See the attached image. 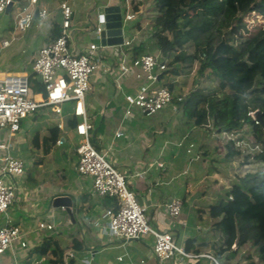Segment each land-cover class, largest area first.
Listing matches in <instances>:
<instances>
[{
    "label": "crops",
    "instance_id": "1",
    "mask_svg": "<svg viewBox=\"0 0 264 264\" xmlns=\"http://www.w3.org/2000/svg\"><path fill=\"white\" fill-rule=\"evenodd\" d=\"M59 2L60 0L25 1L24 6L33 10V13L35 9L45 8L48 15L44 18L33 17L29 27L32 29L26 37L36 46L28 50L23 46L21 53L24 55L19 51L20 46L12 47V43L18 38L14 34L9 35V30L0 27L1 75L31 76L32 61L37 50L52 39L49 17L53 15L52 17L60 22ZM71 5L73 15L69 46L73 53L83 52L90 43L101 45L95 32L100 8L119 5L123 15H134L132 19L123 21V40L130 43L102 47L99 50V65L90 76L85 105L87 118L92 124L91 141L101 150L107 151L109 160L124 173L127 186L143 206L149 224L156 230L170 231L176 243L183 245L188 237L199 235L205 229L196 221V209L210 204L205 202L207 189L215 188L213 186L217 184V173L223 172L217 165L218 162L225 164V158L217 157L219 133L208 131L207 125H191L190 120L174 109V103L152 116L144 115L137 107H133L130 114H125L126 97L133 95L145 83L144 78L135 76L136 68H132L129 73H123L121 67L123 57L126 65L132 60L127 48L133 40L147 37L141 38L139 34L142 30L135 25L137 20L143 22L142 9L131 12L128 0H71ZM18 12H14L12 30L16 29L14 22ZM25 31H28V28L23 32ZM4 41H7L6 45H3ZM156 53L158 52L150 54ZM14 59L21 61V65L25 67H10L7 62ZM160 77L161 73L158 79ZM179 77L168 79L173 93H179L176 88L179 86ZM160 84L155 83L158 86ZM34 98L40 100L43 96L36 93ZM72 105V101L64 102L61 116L53 114L50 106H45L20 121L19 130L16 132H21L22 127H29L25 135L31 156L28 162L20 158L25 164V170L15 179L16 195L8 213L11 222L25 231L27 247L22 248L15 242L13 247L0 254V264H32L34 261L45 264V259L53 257V254L39 257L31 249L50 234H56L55 237L65 245L74 233L85 244V248L78 252L67 249L63 253L65 263L69 257H74L76 264H184L179 257L158 262L152 251L154 239L151 235L124 241L108 233L103 218L105 208L100 204V196L92 192L91 178L79 174L75 169L78 160L76 147L80 137L75 127L71 128L65 123V118L73 115ZM44 108H49L50 112L45 113ZM77 120L79 121L78 117ZM59 121L64 123V134L56 126ZM53 127L59 131L56 140L62 137L61 144L50 139ZM8 136L10 138L12 134L9 133ZM190 143L194 146L188 152ZM202 143L205 145L204 149L200 147ZM7 144L9 152L19 158L11 143ZM36 155L40 157H35ZM44 155L52 156V161H46V164L48 167L50 164L54 165L53 174L56 178H50V174L49 178L40 174L43 173L41 168L44 167V161L40 159ZM231 159L232 157L228 160ZM212 165L215 168H211ZM221 174L227 177L224 173ZM57 176L59 181H55ZM203 180L206 182L204 186ZM44 184L50 188L45 192ZM220 190L217 187L215 189L218 193L225 191ZM59 195L73 197L75 205L72 207V215L65 207L53 205L55 197ZM172 197L184 199L182 212L177 218L169 216L165 211V203ZM77 202L81 205L79 212H75ZM205 216L210 219L207 207ZM39 221L52 223L54 228L38 229ZM3 223V216L0 214V226ZM120 256L123 259L119 261L117 258Z\"/></svg>",
    "mask_w": 264,
    "mask_h": 264
},
{
    "label": "trees",
    "instance_id": "2",
    "mask_svg": "<svg viewBox=\"0 0 264 264\" xmlns=\"http://www.w3.org/2000/svg\"><path fill=\"white\" fill-rule=\"evenodd\" d=\"M152 8L155 13L149 22L135 23L143 33L147 30L148 35L128 46L130 58L158 52L166 67L160 71L156 83L162 81L160 85L170 89L168 79L188 75L196 62L192 88L185 95L173 93L174 109L190 120L191 125H207L208 131L228 134L224 143L225 160L238 154L239 141L233 137L249 128L254 146L258 145L252 157L264 163V124L252 115L258 110L264 121V22L255 31L245 33L243 21L248 14L264 17V0H152ZM138 9L139 6H134V10ZM227 12L232 17L230 23L219 25V19ZM52 16L49 29L53 39L61 32L62 18L58 23L59 19ZM190 47L193 51H188ZM36 93L44 97V86L31 75L30 97L35 99ZM77 121L74 115L65 118L71 128ZM50 139L54 142L56 137ZM35 141L37 144L36 137ZM93 145L101 151L94 141ZM200 147L204 149V143ZM218 197L215 203L206 206L209 222L204 217L206 207L196 209V221L205 229L185 240L183 248L192 256L186 257L184 264H215V261L231 264L247 243L255 250L257 264H264V171L236 178ZM99 198L104 208L116 210L119 206L114 197ZM181 200L184 202L182 197ZM80 206L77 202L75 212L81 210ZM55 235L46 236L31 251L39 257L53 254L45 259V264H76L74 257L65 263L63 253L67 249L82 251L85 244L75 233L65 245ZM240 260L243 261L236 264H253L249 254Z\"/></svg>",
    "mask_w": 264,
    "mask_h": 264
},
{
    "label": "built area",
    "instance_id": "3",
    "mask_svg": "<svg viewBox=\"0 0 264 264\" xmlns=\"http://www.w3.org/2000/svg\"><path fill=\"white\" fill-rule=\"evenodd\" d=\"M36 0H30L35 2ZM10 3V0H0V13ZM61 32L46 44L41 46L32 61L31 75L36 77L44 86L45 96L40 100L30 97V76L27 74H0V128L6 127L10 134L19 130L20 121L41 107L50 106L53 114L62 115V104L72 101V114L79 118L75 131L79 135L76 147L78 160L75 169L79 174L89 176L92 181V192L98 196L114 197L119 202L116 210L105 208L103 218L108 233L124 241L140 239L144 236L153 237L152 251L158 262H166L173 257L185 261L192 256L173 239L168 230H156L148 222L143 206L139 203L135 193L128 188L124 173L119 171L109 160L107 151H99L93 145L90 136L92 124L87 118L85 97L90 88V76L100 62L99 50L104 47L90 43L81 53H73L69 46V36L73 9L71 0H60ZM48 15L45 8L39 9L37 16L44 18ZM133 13L123 15V20H130ZM33 21V10L22 7L15 17V28L24 31ZM99 39L100 29L95 27ZM129 41L121 45H128ZM7 41L3 42L6 45ZM122 72L129 73L136 68L135 76L144 78L141 85L133 95L126 97L125 114H130L133 107H137L144 115L152 116L172 103L173 92L166 85H155L160 71L166 67V61L160 55L143 54L130 61L127 65L122 59ZM181 100V96L176 97ZM253 115V113H252ZM56 126L62 134L66 132L63 121ZM62 137L56 140L61 144ZM193 144H189L190 152ZM258 149V145L254 146ZM0 214L4 223L0 226V254L13 247L15 242L22 248L27 247L25 231L10 220L8 209L16 195L15 179L25 170L24 162L9 152V145L0 140ZM183 208V202L178 197H172L165 203V211L171 217L177 218ZM38 229L52 230L54 225L49 222L39 221ZM206 256H210L206 254ZM119 261L122 256L117 258ZM143 262V261H141ZM32 264H41L34 261ZM215 264H218L215 261Z\"/></svg>",
    "mask_w": 264,
    "mask_h": 264
},
{
    "label": "rangeland",
    "instance_id": "4",
    "mask_svg": "<svg viewBox=\"0 0 264 264\" xmlns=\"http://www.w3.org/2000/svg\"><path fill=\"white\" fill-rule=\"evenodd\" d=\"M26 0H21L19 2H15L13 4V8L10 14H6L5 12L0 13V27H4V29L6 31L9 30V35L14 34L15 37H17L18 39L15 40L12 43V47H17L20 46L19 51L21 53L23 46H25V48L28 50L30 48H34V46H36L33 42H30L28 40V38L26 36H28L29 34H27L28 32L31 31L30 28H28V31H19V30H12V26H13V15L14 12H18V10H20L25 3ZM128 6H129V10L131 12H134V6H139L140 9H142V17H143V23L149 22L150 19L152 18V16L154 15V10L152 8V0H128ZM56 11H58V8L56 9ZM231 15L227 12L225 13L218 21L219 25H227L230 23L231 21ZM243 21L245 22V33H251L253 31H255L262 22H264V17H261L259 14H248L243 18ZM141 34H139V36L141 38H144L145 36L148 35V31L145 30V32H140ZM12 36V35H11ZM188 51H193V48L190 47L188 48ZM21 55H24L23 53H21ZM7 63H10L9 66L10 67H25V65H21L22 62L14 59V60H10ZM197 66V63L194 62L192 68L190 69V73L188 75H181L178 79H179V86L176 87L179 90V94L185 95L191 88H192V79L194 76V70L195 67ZM24 73L26 71H23ZM27 73V72H26ZM28 75V74H27ZM175 88V89H176ZM172 89V88H171ZM176 89V90H177ZM175 93H178L175 91ZM40 110V109H39ZM44 112L45 113H49V108H44ZM45 126V125H42ZM44 128V127H42ZM29 127L28 128H24L22 127V129L20 130L21 132H15L12 134V136L9 138V131L8 128L3 127L0 128V140L4 143H11L10 145H12V149L13 151L16 153V155L25 160V162H28L30 156H31V151L29 150V148L27 147V137H26V133H28ZM21 133V134H20ZM59 135V131L56 127L52 128V135L51 137H57ZM228 134L226 133H219V138H218V150H217V157L220 159H222L224 157V153L226 152L225 147H224V143L225 141L228 140L227 138ZM229 137V136H228ZM234 141H239L238 146H236L237 150H238V154L232 156L231 160H225L223 164L222 162H218L217 165L218 167L221 169V173H224L225 175H227V177H224V175H222L221 173H217V178H215V188H211V189H207V192L205 194L206 196V203H210L213 204L218 200V195L215 191L216 187L220 190V187H222L221 190H227L230 188L231 182L232 181H236V178H239L243 175H245L246 173H254V172H260V171H264V163H261L259 161H255L254 157H252V155L254 153L257 152L258 149H256L254 147V140L253 137L250 134V130L249 128H244V130L242 132H239L238 134H236V136L233 137ZM4 150H0V154H4ZM35 157H40L39 155H36ZM52 156H43L40 160L43 162L44 161V167L41 168V171L43 173H40L41 175L47 176L48 174L51 175L50 178L55 177L54 176V165L50 164L51 166H47V163H49L50 161H52ZM31 165V164H30ZM31 169V167H30ZM43 176V178H44ZM59 176H57V180L55 181H59L60 179L58 178ZM203 186L206 184L205 180L202 181ZM218 185V186H217ZM56 186L58 187V182L56 183ZM44 188V192L46 190H49V186L48 185H43ZM220 190V192H222ZM217 195V196H216ZM18 207H20L18 205ZM206 207V206H205ZM206 220H208L207 216H204ZM210 218V216H209ZM211 219V218H210ZM209 222V220H208ZM249 254V256L252 257L253 264H257L258 263V259L257 256L255 255V250L253 247H251V245L249 243L243 245L240 250H239V254H237L236 258L231 262V264H236L237 261H243L240 260L242 259V257H244L245 255ZM245 262L248 263V260H245Z\"/></svg>",
    "mask_w": 264,
    "mask_h": 264
},
{
    "label": "water",
    "instance_id": "5",
    "mask_svg": "<svg viewBox=\"0 0 264 264\" xmlns=\"http://www.w3.org/2000/svg\"><path fill=\"white\" fill-rule=\"evenodd\" d=\"M21 0H10L4 12L8 13L15 2ZM38 9L34 10L33 17L36 18ZM99 40L103 46L119 45L123 42V12L119 5H107L99 10L98 16ZM253 117L264 124L261 119L260 111H255ZM54 206L65 207L67 212L72 215V207L75 205L74 199L70 195H59L53 201Z\"/></svg>",
    "mask_w": 264,
    "mask_h": 264
}]
</instances>
